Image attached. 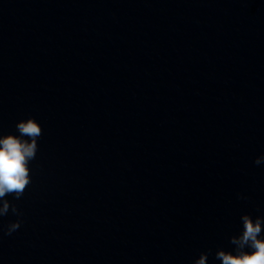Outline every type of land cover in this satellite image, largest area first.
<instances>
[{
	"label": "clouds",
	"instance_id": "obj_1",
	"mask_svg": "<svg viewBox=\"0 0 264 264\" xmlns=\"http://www.w3.org/2000/svg\"><path fill=\"white\" fill-rule=\"evenodd\" d=\"M16 128L19 135H6L0 137V216L9 212L10 203L4 199L7 195L20 198L30 183L29 162L36 156L38 150L37 140L42 135V128L34 118L21 120ZM26 137V139H25ZM264 156L255 161L260 164ZM13 213H17L14 205L11 206ZM243 231L239 236H233L231 243L236 246V254L219 250L216 258L221 264H264V238H261L264 218L257 217L255 220L250 215L241 217ZM19 221L9 225L8 233L19 228ZM250 252L244 251L245 248ZM207 254L202 253L194 264H206Z\"/></svg>",
	"mask_w": 264,
	"mask_h": 264
}]
</instances>
